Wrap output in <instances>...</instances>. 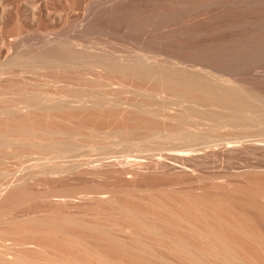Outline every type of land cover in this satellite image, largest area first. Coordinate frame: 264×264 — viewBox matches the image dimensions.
Segmentation results:
<instances>
[{"label":"rangeland","instance_id":"obj_1","mask_svg":"<svg viewBox=\"0 0 264 264\" xmlns=\"http://www.w3.org/2000/svg\"><path fill=\"white\" fill-rule=\"evenodd\" d=\"M104 59L128 68L133 64L148 67L159 74L144 79L130 71L121 75L112 72ZM166 71L204 79L200 90H209L216 99L210 103L194 91L187 97L171 91L159 80ZM232 94L243 99L244 105L221 101ZM45 99L47 103L50 99L71 100L74 108L67 104L65 110L55 112L14 108L22 101L45 103ZM137 107L144 110L143 119L136 114ZM137 117L147 122L141 123ZM15 122L29 129H74L75 141L59 133L53 137L70 140L73 147L65 153L56 148L25 147L26 140L40 141L41 133L37 132L38 137L18 133ZM79 158L102 161H95V169L83 168L79 173L52 172ZM263 178L264 0H0V237L17 233L10 219L25 218L31 208L49 200L65 208L70 203L80 205L81 209L72 211H81L87 221L96 220L88 207L100 206L106 210L104 217L110 215L101 220L117 221L125 229L120 233L123 240H130L124 242L133 244L125 222L114 216L117 208L125 205L142 214L148 212L145 219L154 221L157 212L152 203L174 207L170 194L180 191L195 199L200 197L197 203L205 205L210 214H223L227 223L231 220L229 226L247 223L244 226L258 232L263 243ZM85 187L91 191L109 189L111 201L96 198L93 192L84 201L65 202L53 195ZM24 228L25 233L31 230ZM165 229L162 241L143 236L149 244L148 260L183 264L179 256L167 251L172 233ZM222 232L236 242L241 254L237 255L246 258L244 262L264 264V244L259 247L240 235ZM85 243L100 258L105 255L102 260H110L108 264H137L95 241ZM192 243L198 245L193 239ZM33 244L13 246L11 252L41 264L83 259L88 263L75 251H56L59 249L53 250L42 241ZM4 262L0 256V264Z\"/></svg>","mask_w":264,"mask_h":264},{"label":"bare ground","instance_id":"obj_2","mask_svg":"<svg viewBox=\"0 0 264 264\" xmlns=\"http://www.w3.org/2000/svg\"><path fill=\"white\" fill-rule=\"evenodd\" d=\"M105 59H104L103 62L104 63H109V65L113 69L112 72L115 71L116 73L121 74V75H124L125 73H127V72L130 71V73L134 74V76L137 77L138 79H144L146 77H150L151 75H155V74L157 75V74H159V73H156V72L152 71L148 67H143V66L142 67L141 66L139 67V66L133 64L132 67L128 68L127 66L119 65L116 62H110L111 60L110 61L108 60L109 61L108 62ZM155 78H156V76H155ZM159 78L158 79L160 80V82L165 87H167L171 91L174 90L175 92L180 93L179 95H181L182 97H187L190 92H193L194 91L195 94L200 93L199 95L204 100H206V101H208L210 103L211 102H214L213 100L216 99V98H214L213 94L211 92H209V90H208V92L201 91L200 90V89H202V85L201 84H202V82L204 80V79L202 80V78H199V77L186 78L184 76L182 77L180 74L178 75V74L173 73L171 71L170 72L169 71H166V72L160 74L159 75ZM211 88H212V86H211ZM235 95H237V94H235ZM193 96H195V95H193ZM201 97H199V98H201ZM50 100L51 101H49L47 103L48 100L45 99V103L44 102L43 103L41 102L42 104L40 102L39 103L38 102H34V100H29V101L26 100V101L20 102L19 104H15V107L14 108H17V109H21L22 110V107H25V108H29V107L32 108V107H34V108H37V109L39 108V110L40 109H43L42 111L47 110V111H50V112H52L53 110L55 112L57 109L59 110V109L65 108L66 106L64 107V104L70 105L71 106V109L74 108L73 105H72V101L71 100L70 101H66V102L65 101L64 102H61V100H58V99L57 100L56 99H50ZM67 100H69V99H67ZM78 101H79V99H78ZM221 101H223V102H225V101L226 102L227 101H232V102H235L237 104H242V105H244L243 103H245V101L243 99H241L239 96H234L233 94L232 95H229V96H225V98L223 100L221 99ZM221 101H219L220 104H221ZM21 103H22V105H21ZM81 103L82 102H80V105H78V107L79 106H82ZM246 103H249V100ZM225 104H227V103H225ZM98 106H100V105H98ZM98 106H94V108L95 107H98ZM235 106H237V105H235ZM75 107H77V105ZM68 109L71 110L70 108H68ZM63 110H65V109H63ZM68 114H69V111H68ZM136 114L141 119H143L141 116H144L145 112H144L143 109H141V107H137L136 108ZM153 114H155V113H153ZM147 118H150V117L147 116ZM59 119H60V117H59ZM157 119H158V117H157ZM157 119H155L154 122L152 120V122L155 123ZM137 120L139 122H141V123L147 122V121H143L142 122V120L140 121V119L138 117H137ZM183 122L181 121L180 123H183ZM154 125H156V123ZM10 127H11V125H10ZM14 127L16 128V131L18 133H22V134L24 133V134H27V135L28 134H32V135H35L34 137H36V136L38 137L39 135H36V134H37V132L40 131L39 133H41V140L39 139L40 141H38V142H31V141H28L27 142V140H26V142L23 143V146H25V147H30V148L31 147L32 148L35 147V148H33L35 150L36 149L49 150V149L56 148L57 151L63 152V153H65L64 151L70 150L73 147V144H72L73 142L71 143L72 144V146H71L70 140L69 141H65V140L62 141L60 139L53 138V137L55 135H58L57 133H59L60 135L64 134V135H66L67 138H70L71 139L74 136V132H73L74 129L73 130H71V129L70 130H64V129H62L64 131H62L61 129L60 130L57 129L58 131H55V130H43L39 126H36L35 128L29 129V127H27V125L26 126L25 125H22L19 122H17V123L15 122V126ZM26 139H29V138H26ZM35 139H37V138H35ZM72 140H73V138H72ZM73 141H75V140H73ZM79 147L76 146V148H79ZM73 150H74V148H73ZM101 159L102 158H93V159L92 158L91 159L90 158L89 159H86V158L85 159L84 158H81L80 159L79 158V160L78 159L77 160L75 159V161H73L72 163L70 162V164H67L66 167H64V166L61 167L60 166L61 168L54 169V170H52V172H54V173H62V172L64 173V172H68L69 174L70 173L73 174V173H76V172L79 173L80 169H83V168H88L89 169V168L96 167L97 163L95 161L96 160L99 161ZM71 160H73V159H71ZM101 161H99L98 164H100ZM52 172H50V173H52ZM63 173H62V175H64ZM83 173H86V172H83ZM57 175L58 174H56L54 176H57ZM66 175H68V174L66 173ZM22 177H24V176H22ZM27 182H29V181H27ZM259 184H261V183L259 182ZM9 187H10V185H9ZM117 190H118V188H117ZM166 190H168V189H166ZM61 191H63V190H61ZM90 192H93L94 195L96 196V198L99 197V198H103L104 200L107 199V200H110L111 201V198H108L111 195V193H110L111 191L109 189H107V188H102V189L101 188H96L93 191L86 189V187L84 189H80V190H77V191H76V189L74 191L71 188V189H65L62 194L59 193V194H53V195H56V196L59 195V196H61L60 201H65V202L70 201V199L71 200H76V199L78 200L79 198L81 199V201H82V198H83V201H84L85 198L92 197V195L90 196ZM163 193L165 194V192H163ZM170 195H172L171 196V199L174 200V203H175L174 207L168 206V205H166V203L157 202V201H155L154 203H152L151 207L157 212V215L156 216L154 214V216H155V218H153V219H155L154 221L145 219V217L148 218V216L145 215L146 213L148 214V212H146L145 214H142V213H140V211L138 212L136 210H133V208L131 209L130 207L129 208L128 207H124L125 206L124 204H123L124 206H121V207H118L117 208L116 213L114 214V216H116L117 218H119V220L121 218L122 221L125 222L126 226L129 228V229L127 228V230H129V231L126 230L127 231V234H130L131 235V240H132L133 244L125 243L126 242L125 240H129V239L127 238V239H124L123 240V238L121 237L120 233L122 234V231H125V229H123L124 227L122 228V226L119 225L117 221H115L113 219L112 220H110V219L108 220V218H107L106 221H102L103 220L102 218H106L107 216H110V215H107L106 217H104L105 216V213L104 212L106 210L105 211L102 210L100 208V206L99 207H96L97 206L96 205V206L91 207V208L88 207L89 208V211H91L93 217L96 220L87 221V220H85L84 213H81V211L80 212H73L72 211V209H74V210H76L77 208H80L81 209V206L80 205H74V204H71L70 203L69 204V207L68 208H65V207H59L55 203H53V202H51V201L48 200L47 203H45V204L43 203L44 205H40V206H36L34 208H31L29 210L31 212L28 211V214L26 215L27 217H25V218H22V219H20V218H15V219L12 218V219H10L11 221L8 220V221H10V224L12 225V227L16 228L14 230H17V233L15 235H11V236L10 235H6V236L3 235L2 237H0V245L3 246L2 247L3 249L1 248L2 249V252H0V256L2 257L3 260H5L4 264H29V263L41 264L40 262H38V260H34V259L32 260L31 258L29 260V256L27 257L28 260H26V259H24V260L23 259H20L19 258L20 256H16L15 253H12L11 252V250H13L11 248L13 246L14 247L15 246H19V247L33 246L34 247L35 246L33 244L34 242L42 241L47 246H49V248L50 247L52 249L54 248L53 250H55V249H59V250H56V251L64 250V253H65V251H71L72 250L73 252L75 251L77 254H80V255L84 256L88 260V263H86V262L83 263L82 261L85 260V259H83L81 261L80 258H79L78 261L80 260L81 262H77V261H58V263H57V261H56V263H52V264H106V263L108 264V262L111 263L110 260L108 262H105V260L104 261L102 260V258L104 259V257H105V255L102 253V250H101V253L104 256L102 255L103 257L100 258L94 252V250L90 249L87 246L88 244L86 245L85 241L86 240H91V241L97 242L98 244H100L101 246H103L104 248H106V249H108L110 251H114L116 253L119 252V253H122L123 255L124 254L127 255L128 257L131 258V260H133V262H135L137 264H156V263H154L152 261V259L151 260H148V258H147L148 257V254H149V246H148L149 244H148V242L146 243V242L143 241V236L144 237H145V235L148 236V237L150 236V237H153L154 239L157 238V239H160V241H162L161 238L164 237L166 235V233H167V232L165 233V231L163 230V228L168 229L169 232L172 233L171 236L169 235L171 238L168 237V238H170V244H169V246H166L167 247V251L169 253H171V254H175V256L176 255L179 256L183 260V264H219L216 261L215 262L214 261H209L208 258H207L209 256L212 257L214 260H220V261H222L223 264H248L246 261H245L246 263L243 261L244 259L246 260V258L243 259L242 256H241V258L239 257V255H241V254L239 252L240 249H239V251L236 249V242L234 240L229 239L228 238V237H230L229 235H228V237H226L224 235V233L222 231H225V230L231 232L232 234H235L236 236L237 235H240L241 237L248 239L249 242H252L256 246L261 247V244H264V242L262 243V239H263V238H261L262 236L260 237L259 234H256L258 232L254 233V232H252L253 230L252 231H249L247 229L248 227L246 228L244 226L247 223L244 224V225L237 226L239 224L238 223V224H236V226L232 227V226H229L230 224L228 225V223L231 220L229 221L227 219L229 221L227 223L226 222V219H224L222 217L223 214L221 215V213H220V215H218V214H210L209 212H207V210H206L207 207L205 205L202 206V204H200V203L198 204L197 203L198 202L197 200L200 197L198 199H195V198H192V197L187 196V194H185L183 192H180V191H175V192L171 193ZM191 196H193V195H191ZM135 198H137V196ZM138 198H139V196H138ZM138 198H137V200H138ZM66 200H68V201H66ZM142 201H144V200H142ZM161 201H163V199H161ZM202 201H203V199H202ZM210 202L211 201L209 200V203ZM168 204L170 205V203H168ZM206 204H208V203H206ZM112 206H113V202H112ZM147 206H149V205H147ZM214 206H215V204H214ZM217 207H220L221 208V206H217ZM245 207H247V206H245ZM210 209H211V207H210ZM222 210H223V208H222ZM37 211L43 212V215L42 216L35 215L36 214L35 212H37ZM32 212H34L35 214L32 213ZM112 213H114V212H112ZM149 213H151V212L149 211ZM215 213H217V212L215 211ZM259 213L262 214L263 211L260 209V212ZM231 214H232V211H231ZM231 214H230V216H232ZM234 215H237V214H234ZM262 215L264 216V214H262ZM150 217H153V216H150ZM114 219H116V218L114 217ZM239 219H241V218H239ZM248 220L250 221V219H248ZM238 221H240V220H238ZM241 223L243 224L244 222H241ZM215 225H218V228L215 227ZM24 227H30L31 230H28L25 233L24 231H22V228H24ZM24 230H25V228H24ZM128 232H130V233H128ZM123 233L125 234L126 232H123ZM225 233L227 234V232H225ZM179 234H182L183 237L185 236L187 238H190L191 240L192 239L193 240H196L198 242V245L194 246L195 244H193V243H192L193 244L192 245L191 244V240H189L190 242H188L187 241V238H186V240L185 239H181L182 235L180 236ZM235 235H234V237H235ZM231 238L233 239V237H231ZM164 239H166V238H164ZM239 239H240V237H239ZM239 239H237V240H239ZM35 240H39V241H35ZM150 240H152V239H150ZM164 245H167V244H164ZM239 246H240V243H239ZM44 249H45V247H44ZM36 250L37 249H35V251ZM246 250H244V251L246 252ZM45 251L48 252L47 250H45ZM97 251H100V250L97 249ZM41 252H42V249H41ZM237 252L239 253V255H237ZM101 253H100V255H101ZM247 253H248V251H247ZM41 254L43 255V253H41ZM153 254L154 253H152V255ZM9 255H11L12 257L9 256ZM50 255L51 254L48 255L49 258H50ZM55 255H57V254H55ZM59 256H61V255H59ZM59 256H57V257H59ZM68 256H71V255L69 254ZM154 256L156 257L157 255H154ZM251 256H252V254H251ZM42 257H40V258H42ZM62 257H65V256H62ZM77 257H80V256L78 255ZM151 257H153V256H151ZM179 257H175V258H179ZM24 258H26V257H24ZM55 258H56V256H55ZM256 258H254V260ZM58 259H60V258H58ZM181 259H180V261H181ZM48 260H50V259H48ZM156 260H158V259L156 258ZM258 260L260 261V259H258ZM1 262H3V261L1 260ZM172 262H174V261H172ZM112 263H114V262H112ZM262 263H264V262H262ZM1 264H3V263H1ZM42 264H44V263H42ZM115 264H117V262H115ZM121 264H123V263L121 262ZM167 264H170V262L167 263ZM178 264H180V263H178ZM257 264H258V262H257Z\"/></svg>","mask_w":264,"mask_h":264}]
</instances>
